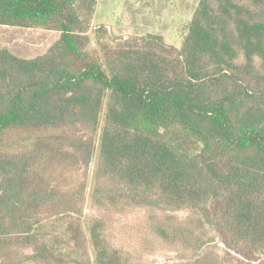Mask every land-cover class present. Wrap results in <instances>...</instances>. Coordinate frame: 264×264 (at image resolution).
I'll return each mask as SVG.
<instances>
[{
    "label": "trees",
    "instance_id": "1",
    "mask_svg": "<svg viewBox=\"0 0 264 264\" xmlns=\"http://www.w3.org/2000/svg\"><path fill=\"white\" fill-rule=\"evenodd\" d=\"M95 1L0 0V27L52 31L44 52L0 50V264L264 259V0H199L179 51L102 30L87 48ZM86 190L77 263L41 236L82 216ZM134 210L128 245L111 244Z\"/></svg>",
    "mask_w": 264,
    "mask_h": 264
},
{
    "label": "rangeland",
    "instance_id": "2",
    "mask_svg": "<svg viewBox=\"0 0 264 264\" xmlns=\"http://www.w3.org/2000/svg\"><path fill=\"white\" fill-rule=\"evenodd\" d=\"M198 2L199 0H96L90 16L83 15L84 12L79 16L80 20L88 22L84 32L88 40L87 48L95 47L98 36L95 32L102 30L101 34L110 46L134 40L142 46H151L155 39L159 38L166 46L179 51ZM79 30L84 31L83 26ZM50 39L52 31L46 29L0 27V50L7 49L18 56L28 57L44 52ZM93 169L94 162L90 165L89 174ZM88 191L86 190L85 201L82 204V216L72 215L49 220L45 222L47 227L43 229L41 236L56 255L77 263L87 262L92 256L85 223L86 218L94 213L90 207ZM140 213L135 210L127 211L126 215L115 218L114 226L110 229L111 244H116V240L120 239L128 245V238L134 233L133 227H129L135 224L136 218L142 217H137ZM185 216V212L178 214L179 218ZM127 228L129 229L125 232ZM122 229L125 230L120 231ZM206 235L215 239L208 245L219 254H223L221 252L223 245L218 242L216 233L211 231ZM130 242L137 244L135 240ZM173 248L179 249L175 245ZM261 260L249 264H264V259ZM158 263L157 260L155 264Z\"/></svg>",
    "mask_w": 264,
    "mask_h": 264
}]
</instances>
